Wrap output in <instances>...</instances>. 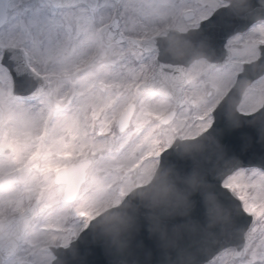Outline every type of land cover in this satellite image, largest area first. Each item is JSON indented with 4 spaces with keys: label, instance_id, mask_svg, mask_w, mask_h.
I'll list each match as a JSON object with an SVG mask.
<instances>
[{
    "label": "snow or ice",
    "instance_id": "obj_1",
    "mask_svg": "<svg viewBox=\"0 0 264 264\" xmlns=\"http://www.w3.org/2000/svg\"><path fill=\"white\" fill-rule=\"evenodd\" d=\"M169 182L170 264H264V0H0V264H92Z\"/></svg>",
    "mask_w": 264,
    "mask_h": 264
},
{
    "label": "clouds",
    "instance_id": "obj_2",
    "mask_svg": "<svg viewBox=\"0 0 264 264\" xmlns=\"http://www.w3.org/2000/svg\"><path fill=\"white\" fill-rule=\"evenodd\" d=\"M155 179L153 183H155ZM151 188V185L147 186ZM187 187L191 188L189 183ZM190 192H185L178 182H169L165 186L146 191L137 196V201L148 213L144 220L152 224V230L156 233L162 246H169L167 221L173 217L184 218L191 210ZM208 203L211 204L209 198ZM133 216V209L126 210ZM210 219H214L216 208L214 205L208 209ZM138 230L136 219H121L117 216L114 220H102L97 225V231L105 242L108 254L114 258V264H128L127 257L130 254L135 234ZM171 260H165L164 264H170Z\"/></svg>",
    "mask_w": 264,
    "mask_h": 264
},
{
    "label": "water",
    "instance_id": "obj_3",
    "mask_svg": "<svg viewBox=\"0 0 264 264\" xmlns=\"http://www.w3.org/2000/svg\"><path fill=\"white\" fill-rule=\"evenodd\" d=\"M199 158L200 154L194 152L184 161V165L190 169ZM181 219V217H173L168 221L172 224ZM168 240L169 246L167 248L163 247L158 235L152 230V224L144 220L138 227L127 259L134 262V264H164L165 260L174 258L176 234L170 229L168 231ZM89 258L92 264H114V258L105 253L103 249H97L90 254Z\"/></svg>",
    "mask_w": 264,
    "mask_h": 264
}]
</instances>
